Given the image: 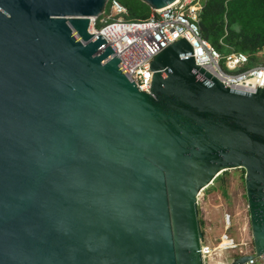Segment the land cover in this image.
Returning a JSON list of instances; mask_svg holds the SVG:
<instances>
[{
  "label": "water",
  "instance_id": "water-1",
  "mask_svg": "<svg viewBox=\"0 0 264 264\" xmlns=\"http://www.w3.org/2000/svg\"><path fill=\"white\" fill-rule=\"evenodd\" d=\"M108 1L0 0V264H203L198 196L235 169L254 255L226 263L263 255L262 83L225 87L182 38L139 91L88 31Z\"/></svg>",
  "mask_w": 264,
  "mask_h": 264
},
{
  "label": "built area",
  "instance_id": "built-area-1",
  "mask_svg": "<svg viewBox=\"0 0 264 264\" xmlns=\"http://www.w3.org/2000/svg\"><path fill=\"white\" fill-rule=\"evenodd\" d=\"M205 0H177L160 10L152 11L144 21H126V8L118 0H109L104 12L91 19L89 33L99 36L112 57L120 61L118 68L124 77L134 82L139 91L150 89L149 63L168 45L184 38L192 47L195 64L215 77L225 87L244 93H255L257 83L264 89V66H248V57L239 52L220 53L201 36L199 21ZM185 57V56H183ZM188 57V56H187ZM199 199V196H198ZM225 229L230 217L225 216ZM230 254L226 257V255ZM253 246L240 244L223 233L214 243L201 244L203 264H227L226 260L253 256ZM243 264H264V254Z\"/></svg>",
  "mask_w": 264,
  "mask_h": 264
},
{
  "label": "trees",
  "instance_id": "trees-1",
  "mask_svg": "<svg viewBox=\"0 0 264 264\" xmlns=\"http://www.w3.org/2000/svg\"><path fill=\"white\" fill-rule=\"evenodd\" d=\"M118 1L127 10L126 21L147 20L152 12L138 0ZM199 28L220 53H243L249 67L264 66V59L258 57L264 58V0H205Z\"/></svg>",
  "mask_w": 264,
  "mask_h": 264
},
{
  "label": "rangeland",
  "instance_id": "rangeland-1",
  "mask_svg": "<svg viewBox=\"0 0 264 264\" xmlns=\"http://www.w3.org/2000/svg\"><path fill=\"white\" fill-rule=\"evenodd\" d=\"M261 59V55H258ZM242 169L229 170L220 174L213 183L199 194V220L204 242L214 243L226 233L236 242L252 246L249 216ZM230 217V227L226 230L224 219ZM232 253H229V256Z\"/></svg>",
  "mask_w": 264,
  "mask_h": 264
},
{
  "label": "bare ground",
  "instance_id": "bare-ground-1",
  "mask_svg": "<svg viewBox=\"0 0 264 264\" xmlns=\"http://www.w3.org/2000/svg\"><path fill=\"white\" fill-rule=\"evenodd\" d=\"M107 6V5H106ZM91 19H94V18H91ZM91 19H90V21H91Z\"/></svg>",
  "mask_w": 264,
  "mask_h": 264
}]
</instances>
